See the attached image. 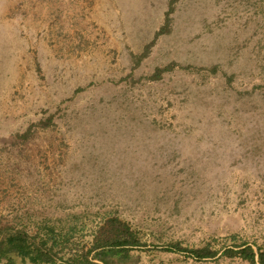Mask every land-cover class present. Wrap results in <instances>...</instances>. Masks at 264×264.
<instances>
[{"label":"rangeland","instance_id":"1","mask_svg":"<svg viewBox=\"0 0 264 264\" xmlns=\"http://www.w3.org/2000/svg\"><path fill=\"white\" fill-rule=\"evenodd\" d=\"M171 1L0 0V219L140 232L98 264H251L183 250L235 232L264 246V0H176L157 39Z\"/></svg>","mask_w":264,"mask_h":264},{"label":"trees","instance_id":"2","mask_svg":"<svg viewBox=\"0 0 264 264\" xmlns=\"http://www.w3.org/2000/svg\"><path fill=\"white\" fill-rule=\"evenodd\" d=\"M175 1H171L172 5L167 12L166 23L156 33L157 39L172 29L171 14L175 10ZM152 45L147 47L139 59L148 54ZM174 67H176V63L160 67L151 78L159 79ZM53 118L54 116L50 115L32 122L19 136L28 138L37 127L51 126ZM101 215V213H96L93 220L89 217L87 219L84 214L80 213L66 217L48 214L44 218L29 214L21 221L5 222L0 219V264H20V262L23 264L44 262L48 264H98L94 261V257L102 259V261L109 256L116 255L128 258L129 250L146 245L140 232L135 230L129 222H125L119 217L115 218L114 222L118 223L124 237L112 243L95 242L99 230L98 222L106 219V216ZM162 248L168 252L187 251L198 260L218 258L224 255L238 257L251 264H264V246L256 242L255 248L237 232L224 237H214L203 246L183 251V248L188 247H183L180 242L170 243Z\"/></svg>","mask_w":264,"mask_h":264}]
</instances>
